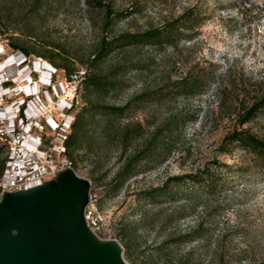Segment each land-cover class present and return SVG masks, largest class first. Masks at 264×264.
Wrapping results in <instances>:
<instances>
[{
  "label": "rangeland",
  "instance_id": "rangeland-1",
  "mask_svg": "<svg viewBox=\"0 0 264 264\" xmlns=\"http://www.w3.org/2000/svg\"><path fill=\"white\" fill-rule=\"evenodd\" d=\"M101 1L125 13L104 31V12L94 0H0V42L6 53L19 50L12 43L27 48L30 61L40 63L37 52L58 46L67 62L79 66L102 34L158 27L192 7L200 14V23L176 46L129 47L109 55L101 70L121 64L122 72L119 87L108 96L83 93L82 68L71 80L58 68L53 76L61 97L73 98L75 116L88 99L122 106L141 91L156 92L124 118L97 114L89 127L93 147L86 142L75 152L76 171L90 178L98 194L105 236L115 238L123 249L128 244L131 254L123 252L128 264H259L264 259V171L243 149L224 154L220 146L238 126L242 109L264 89V0ZM133 6L140 12L130 13ZM190 72L201 76L203 93L175 95L164 88ZM46 101L43 111L54 110ZM128 121L142 123L144 134L122 151L119 128ZM163 125L168 128L161 132L155 154L114 190L112 176L124 156ZM243 128L264 138V112ZM221 164L230 167H217ZM209 169L215 170L212 180L182 183L173 196L158 202L143 197V191L159 186L167 176L187 179ZM198 222L199 236L174 242Z\"/></svg>",
  "mask_w": 264,
  "mask_h": 264
},
{
  "label": "trees",
  "instance_id": "trees-1",
  "mask_svg": "<svg viewBox=\"0 0 264 264\" xmlns=\"http://www.w3.org/2000/svg\"><path fill=\"white\" fill-rule=\"evenodd\" d=\"M95 5L104 12V23L109 24L113 18L124 16L123 12H114L108 3H103L101 0H94ZM130 13L140 12L139 8H135ZM201 16L195 8L184 10L177 17L165 21L158 27L148 28L143 31L136 32H121L112 36L101 35L99 42L94 52L85 60L81 61L79 66H75L73 62H67L68 58L60 52L58 46L52 45L50 50L37 52L39 58H44L48 63L55 68L64 70L65 78L72 79V76H77L80 68L83 73L79 76V88L84 94L92 96H108L112 91L116 90L120 85L119 75L122 72L121 64H114L107 70H101L100 64L113 52L129 47L139 46H176L177 43L184 38H187L196 26L200 23ZM14 48L25 55L30 56L27 48L17 44H11ZM46 64V63H45ZM202 78L198 74L188 73L167 84L164 88H169L174 91L175 95L193 96L201 94L204 91ZM156 92L141 91L127 100L122 106H114L101 104L95 100H85L83 106L76 113L72 130L66 140L68 149L67 156L73 161L76 166L75 152L83 148L87 142V147L92 148L94 140L90 136L89 127L95 120L97 114H103L107 118H124L127 116V111L130 109H138L139 105L151 99V95ZM264 112V89L255 101L249 106L242 109L239 113L238 126L228 132L222 139L221 152L229 154L235 147L243 149L251 155V159L259 169L264 171V138L252 133L248 128H243V125L254 120L260 113ZM111 120V119H110ZM110 121H108V124ZM109 127V125H108ZM168 125H163L154 130L149 136L144 139V142L134 149L131 153L124 156L122 164L117 168L112 176L114 190L122 186L127 178L135 174L139 169L138 165L147 158H151L159 147L158 138ZM120 143L122 151L127 149L128 142L143 137L144 126L139 121L126 122L120 128ZM3 148L0 145V173L4 167V159L2 157ZM230 167L227 164H221L217 167ZM244 168V166H239ZM247 168V167H246ZM215 170L204 171V174L195 173L186 175H170L167 176L159 186L143 191V197L148 198L150 202H158L160 198L170 197L174 195L175 187L185 183H199L204 180L214 178ZM201 222H198L196 228L186 233H183L174 242H184L195 239L198 234ZM125 252L128 256L131 254L128 244L124 243ZM259 264H264V259Z\"/></svg>",
  "mask_w": 264,
  "mask_h": 264
},
{
  "label": "built area",
  "instance_id": "built-area-1",
  "mask_svg": "<svg viewBox=\"0 0 264 264\" xmlns=\"http://www.w3.org/2000/svg\"><path fill=\"white\" fill-rule=\"evenodd\" d=\"M0 55H4L0 62L8 67L0 70V145L4 159L1 197L6 191L39 185L66 168L78 172L67 156L65 143L75 120L73 98L70 101L61 97L62 88L53 81L57 68L43 59L41 63L30 61V56L19 50L6 53L1 42ZM11 67L16 75L11 73ZM43 71L47 72L46 80L41 79ZM45 100L46 105L53 104L54 110L43 111ZM87 179L90 187L84 220L97 237L109 239L105 236L107 226L98 207V194Z\"/></svg>",
  "mask_w": 264,
  "mask_h": 264
},
{
  "label": "water",
  "instance_id": "water-1",
  "mask_svg": "<svg viewBox=\"0 0 264 264\" xmlns=\"http://www.w3.org/2000/svg\"><path fill=\"white\" fill-rule=\"evenodd\" d=\"M90 182L72 168L0 197V264H128L123 246L100 239L83 210Z\"/></svg>",
  "mask_w": 264,
  "mask_h": 264
},
{
  "label": "bare ground",
  "instance_id": "bare-ground-1",
  "mask_svg": "<svg viewBox=\"0 0 264 264\" xmlns=\"http://www.w3.org/2000/svg\"><path fill=\"white\" fill-rule=\"evenodd\" d=\"M15 55H17V54H15ZM6 69H8V67H6V63L0 62V70H6ZM10 70H11V73H13V75L14 74L16 75L13 67H11ZM46 77H47V72L43 71L42 75H41V79L46 80Z\"/></svg>",
  "mask_w": 264,
  "mask_h": 264
}]
</instances>
